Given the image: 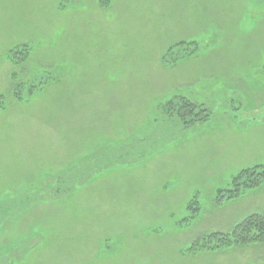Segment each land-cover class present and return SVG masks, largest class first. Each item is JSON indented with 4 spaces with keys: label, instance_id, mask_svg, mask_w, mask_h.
<instances>
[{
    "label": "rangeland",
    "instance_id": "obj_1",
    "mask_svg": "<svg viewBox=\"0 0 264 264\" xmlns=\"http://www.w3.org/2000/svg\"><path fill=\"white\" fill-rule=\"evenodd\" d=\"M263 163L264 0H0V264H264L188 251L264 216V186L216 202Z\"/></svg>",
    "mask_w": 264,
    "mask_h": 264
},
{
    "label": "trees",
    "instance_id": "obj_2",
    "mask_svg": "<svg viewBox=\"0 0 264 264\" xmlns=\"http://www.w3.org/2000/svg\"><path fill=\"white\" fill-rule=\"evenodd\" d=\"M180 44L178 46H183ZM174 51L171 48L165 56L168 58ZM30 50L25 47L19 52L12 51L9 59L16 64L23 63L27 60ZM180 102H174V100ZM170 100V113H177L185 126L196 123H207L210 121L211 114L208 109L199 106L188 98L178 97ZM168 104V103H167ZM178 107V108H177ZM264 186V163L251 168L244 169L236 174L231 180V187L218 191L216 202L222 204L224 200H235L243 194L256 191ZM194 211V207H189ZM251 244L264 245V216L254 215L239 224L231 234H213L207 238L198 240L188 249L190 253L203 251H216L233 246H247Z\"/></svg>",
    "mask_w": 264,
    "mask_h": 264
},
{
    "label": "crops",
    "instance_id": "obj_3",
    "mask_svg": "<svg viewBox=\"0 0 264 264\" xmlns=\"http://www.w3.org/2000/svg\"><path fill=\"white\" fill-rule=\"evenodd\" d=\"M84 135H86V134H84ZM89 135H91L92 136V134H89ZM88 135V136H89ZM103 136H104V134H103ZM106 137V136H105ZM103 138V140H106V138H104V137H102ZM100 139V141H101V137L99 138ZM85 144H86V142H85ZM40 149V148H39ZM36 152H38V150H36ZM76 152H79V154L77 155V159H72L71 157H70V159L68 160V162H69V165L70 166H72L73 164H76V162L77 161H79V162H81V163H77L78 164V166H82L83 168H84V170H86V169H88V167H87V165H85V163H82V161L84 160V158L87 156V155H91V157L94 155V151H89V152H86V151H84V149L83 150H77ZM83 158V159H82ZM82 159V160H81ZM38 160V159H37ZM77 166V165H76ZM85 175V174H84ZM88 176V177H87ZM86 178L89 180V179H91L92 177L91 176H89V175H86ZM73 181H75V184H78V183H80V182H82V181H88V180H84V179H82V181H77V180H75L73 177L71 178ZM7 196L8 195H11V194H13V192H11V191H9L8 193H5ZM34 195V194H33ZM23 197V198H22ZM21 197V200L19 201L20 203H23V202H26L25 201V199H27V196L25 195V196H22ZM25 198V199H24ZM22 200H24V201H22ZM42 203L43 202V200L42 199H40L39 201L38 200H35V203ZM10 203H11V201H10ZM6 207H4V209H5ZM21 209V208H20ZM22 209H24V208H22ZM18 212V211H17ZM17 217H21V214H19ZM7 219H11L12 220V218H7ZM14 223H11L10 221H6L5 222V229L4 230H8L7 232H5L4 231V235H6V234H9V235H12V234H18V228H15L14 226ZM21 225H22V223L20 222L19 223V230H20V228H21Z\"/></svg>",
    "mask_w": 264,
    "mask_h": 264
}]
</instances>
